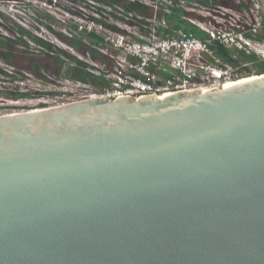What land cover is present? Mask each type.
Segmentation results:
<instances>
[{"label": "water", "instance_id": "95a60500", "mask_svg": "<svg viewBox=\"0 0 264 264\" xmlns=\"http://www.w3.org/2000/svg\"><path fill=\"white\" fill-rule=\"evenodd\" d=\"M0 264H264V74L0 117Z\"/></svg>", "mask_w": 264, "mask_h": 264}, {"label": "built area", "instance_id": "2783aa9c", "mask_svg": "<svg viewBox=\"0 0 264 264\" xmlns=\"http://www.w3.org/2000/svg\"><path fill=\"white\" fill-rule=\"evenodd\" d=\"M261 1L248 0L249 7L240 11L244 17L239 27L198 25L205 37L192 31L160 34L159 29L166 21L162 20L160 26L153 24L157 21L155 12L148 32L135 39L70 12L55 16L68 28L75 27L80 33L99 36L121 55L115 58L114 69L105 73L108 84L102 88L90 85L93 91L87 99L160 98L179 92L221 89L246 78L242 73L246 66L241 60L243 56H255L264 62V0ZM3 9L7 14L8 10L17 11L12 4L3 5ZM221 48L230 52V58L237 61V65L219 55ZM72 66H65L60 76L64 80L62 85L70 90L64 89L66 93L75 92L73 88L80 84L67 76ZM7 115L11 114H0V117Z\"/></svg>", "mask_w": 264, "mask_h": 264}, {"label": "rangeland", "instance_id": "374dc122", "mask_svg": "<svg viewBox=\"0 0 264 264\" xmlns=\"http://www.w3.org/2000/svg\"><path fill=\"white\" fill-rule=\"evenodd\" d=\"M132 1V0H130ZM136 1V0H133ZM140 2L154 6V12L157 15V21L154 22L156 26L162 24V20L166 21L163 27H160L159 33H165L168 31L172 34H178L185 31H192V26L208 25L211 27L221 28H234L239 27L244 15L238 10L237 5L247 0H139ZM257 1V0H255ZM261 1V0H260ZM63 4H67L66 0L62 1ZM129 0H120L113 8L105 7L103 14L96 13L93 8L85 9L84 5H81L82 9L86 10V15H93L98 19H106L112 24L117 25L119 28L128 32V37L139 38L143 35L140 25H130L129 21L133 20L124 10H127L125 6ZM262 2V1H261ZM94 3V2H93ZM6 4H12L17 7V11L5 12L3 9L4 4H0V21L2 26L0 27V33L10 43L16 42L15 38L19 35V31L13 24L24 27L25 29L34 31V35L45 40L46 42H52L62 46L63 48L69 47L64 43L68 38L70 41L67 43L70 47L76 48H88L97 56L101 57V61H104V65H98V70L107 71L113 70L116 64V57L121 56L117 51L109 46H98L94 40L87 35H77L74 37L67 29V24L61 22L55 15L64 12L62 7H58L56 4L48 3V0H23L21 3L10 1ZM72 4V3H70ZM36 6V7H35ZM37 8V9H36ZM15 10V9H14ZM124 11V13L122 12ZM46 12V13H45ZM121 19H116L114 14ZM71 13V12H70ZM106 14V15H105ZM51 16V17H50ZM84 18V17H81ZM179 19L185 20L188 23L183 25ZM8 26L10 29H5L4 26ZM219 28V27H218ZM10 31H13L12 33ZM63 39V40H62ZM29 40V39H27ZM16 50L19 51L20 56L13 55L11 63L0 60V114H19L30 112L38 109H45L51 107H57L61 105L70 104L87 99L93 91V88L89 84H78L73 89L75 92L66 93V88L62 83L64 80L60 77H55L54 73L50 70L53 69V63L49 62H37L32 61L28 57L33 55H39L38 44L28 43V47L23 44H15ZM71 50V51H72ZM235 54V53H234ZM28 56V57H27ZM98 57V58H100ZM80 59L85 60L86 63L93 65L90 60L80 56ZM243 63L248 62L244 61ZM39 66V70L36 66ZM68 67V64H66ZM252 74L250 76H260V68H264V64L261 62L258 68L255 64L249 65ZM70 69L67 70V76H70ZM38 71L40 74H38ZM96 71V70H91ZM48 74V76H46ZM97 74V73H96ZM43 76V77H42ZM53 79V80H51ZM70 91V90H69ZM38 93L42 95L39 96Z\"/></svg>", "mask_w": 264, "mask_h": 264}, {"label": "trees", "instance_id": "16d2710c", "mask_svg": "<svg viewBox=\"0 0 264 264\" xmlns=\"http://www.w3.org/2000/svg\"><path fill=\"white\" fill-rule=\"evenodd\" d=\"M10 1H15L16 3H21L23 0H0V4H6L9 3ZM63 0H48V3L50 4H56L58 7L64 8V10H67L71 12L72 14L79 16V17H84L90 20H96L100 23H103L108 29L118 32V33H123V34H128L127 31L119 28L117 25L110 23L109 21H106V19H98L95 18L93 15H86V10L82 9L80 7L81 5H84L85 9L93 8V10L96 13H101L103 14L105 11V7H110L113 8L120 0H66L69 5H65L62 2ZM94 2V3H93ZM72 3V4H70ZM125 6H127V10H124L128 15L131 17V19L136 20L134 21H129L130 25H140L141 32L143 34L148 32V27L150 26V20L152 19L154 15V10L153 6L146 5L139 0L136 1H130L126 2ZM238 10H242L243 8H248L249 3L248 0L246 2H241L237 5ZM124 11H122L124 13ZM113 13V12H112ZM114 14V13H113ZM1 15V14H0ZM106 15V14H105ZM116 19H121L116 14H114ZM51 17V16H50ZM180 23L185 25L186 22L185 20L179 19ZM13 24L15 23L16 28L18 29V37L15 38L16 42L10 43L8 39H6L2 34L0 33V60H4L5 62L11 63V58L13 55L20 56L19 51L16 50V45L15 44H23L28 47V43H36L38 44V53L39 55H33L30 58L32 61H37V62H49L51 61L53 63V69H50L55 77L53 76L52 78H59L66 66V64H72V68L70 70V78L83 83V84H89L92 85L96 88H102L108 84L106 78H105V73L107 71H100L98 70L99 68L97 67L98 65H104V61H101V57L97 56L95 54V51H91L88 48H76V52L74 51V47H70L69 44H67L70 39L68 38L67 42H65V39L63 36H60L64 39V43L68 45L69 47L63 48L62 46L52 43V42H46L45 40L37 37L34 35V31L25 29L24 27L16 24V22L12 21ZM2 26V22L0 21V27ZM192 26V32L201 36L205 37V34L200 31V29L197 26L191 25ZM5 29H10L7 25L4 26ZM67 29L71 31L73 37L75 34L77 35H84L83 33H80L77 28L71 27ZM12 30V29H10ZM191 31V30H190ZM11 33L13 31H10ZM166 33H170L166 31ZM89 38L93 39L95 44L98 46H109L102 38L99 36H96L95 34H85ZM29 39V40H27ZM62 39V40H63ZM71 44V41H70ZM74 50H72V49ZM72 50V51H71ZM219 55H221L225 61L232 63L233 65H237V61H232L230 58V52L227 49L221 48L219 51ZM80 56H83L85 59L90 60L93 65L86 63L85 60L80 59ZM100 57V58H98ZM244 61L248 62H253L256 61L257 58L255 56H248V57H242ZM264 64V63H263ZM37 69L39 70V66H36ZM91 70H96L92 71ZM110 70V69H108ZM1 72V70H0ZM97 73V74H96ZM260 73L261 75L264 74V68H260ZM38 74L39 71H38ZM48 76V74L46 75ZM248 76V75H247ZM43 77V76H42ZM53 80V79H51ZM39 96H41V93H38Z\"/></svg>", "mask_w": 264, "mask_h": 264}, {"label": "bare ground", "instance_id": "6f19581e", "mask_svg": "<svg viewBox=\"0 0 264 264\" xmlns=\"http://www.w3.org/2000/svg\"><path fill=\"white\" fill-rule=\"evenodd\" d=\"M45 13H46V12H45ZM257 77H260V76H250V77H247V78H243V79H241V80H239V81H236V82H233V83H230V84L226 85L225 88H227V87H233V86H235V85H237V84L251 81V80H253V79L257 78ZM203 91H209V90H208V89H205V90H203ZM167 96H169V95H167ZM165 97H166V96H165ZM160 98H163V97H160ZM38 110H40V109H38Z\"/></svg>", "mask_w": 264, "mask_h": 264}, {"label": "flooded vegetation", "instance_id": "af4514ba", "mask_svg": "<svg viewBox=\"0 0 264 264\" xmlns=\"http://www.w3.org/2000/svg\"><path fill=\"white\" fill-rule=\"evenodd\" d=\"M246 63V66L244 67V69L242 70V73L244 74V75H251L252 74V71L250 70V68H249V65L250 64H255L256 65V67L258 68V65H259V63H261V61H259L258 59L256 60V61H253V62H245ZM262 63H264V62H262Z\"/></svg>", "mask_w": 264, "mask_h": 264}, {"label": "crops", "instance_id": "0c3cea01", "mask_svg": "<svg viewBox=\"0 0 264 264\" xmlns=\"http://www.w3.org/2000/svg\"><path fill=\"white\" fill-rule=\"evenodd\" d=\"M119 57H120V56H119ZM119 57H118V58H119Z\"/></svg>", "mask_w": 264, "mask_h": 264}]
</instances>
